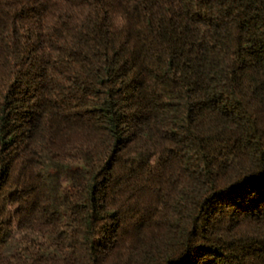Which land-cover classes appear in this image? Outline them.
<instances>
[{
    "label": "trees",
    "instance_id": "1",
    "mask_svg": "<svg viewBox=\"0 0 264 264\" xmlns=\"http://www.w3.org/2000/svg\"><path fill=\"white\" fill-rule=\"evenodd\" d=\"M0 264H264V0H0Z\"/></svg>",
    "mask_w": 264,
    "mask_h": 264
}]
</instances>
